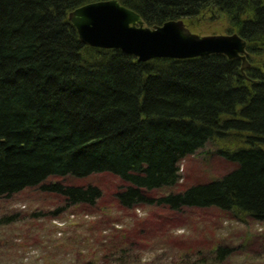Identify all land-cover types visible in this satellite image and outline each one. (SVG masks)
Listing matches in <instances>:
<instances>
[{
    "label": "trees",
    "instance_id": "obj_1",
    "mask_svg": "<svg viewBox=\"0 0 264 264\" xmlns=\"http://www.w3.org/2000/svg\"><path fill=\"white\" fill-rule=\"evenodd\" d=\"M100 1L0 0V200L40 189L92 207L98 185L63 180L107 174L123 183V208H216L264 223V0H118L148 28L223 15L247 42L244 72L220 54L141 62L86 46L69 15ZM209 142L233 171L154 195L176 188L181 163Z\"/></svg>",
    "mask_w": 264,
    "mask_h": 264
},
{
    "label": "rangeland",
    "instance_id": "obj_2",
    "mask_svg": "<svg viewBox=\"0 0 264 264\" xmlns=\"http://www.w3.org/2000/svg\"><path fill=\"white\" fill-rule=\"evenodd\" d=\"M190 26L200 37L227 35L229 27L223 15L210 11ZM220 148L209 142L184 159L178 186L154 195L182 192L233 171ZM63 182L98 185L103 197L88 207L29 189L0 200V264H264V223L245 224L216 208H123L115 196L123 183L112 175ZM217 247L232 249V256L217 259Z\"/></svg>",
    "mask_w": 264,
    "mask_h": 264
},
{
    "label": "water",
    "instance_id": "obj_3",
    "mask_svg": "<svg viewBox=\"0 0 264 264\" xmlns=\"http://www.w3.org/2000/svg\"><path fill=\"white\" fill-rule=\"evenodd\" d=\"M69 19L84 45L120 50L141 62L220 54L231 60L240 59L243 72L250 69L247 42L240 35L200 37L183 20L148 28L138 13L122 6L118 0L87 4L71 12Z\"/></svg>",
    "mask_w": 264,
    "mask_h": 264
}]
</instances>
